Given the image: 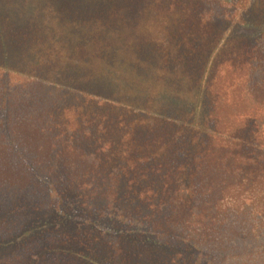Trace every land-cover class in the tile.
Segmentation results:
<instances>
[{"label":"trees","instance_id":"trees-1","mask_svg":"<svg viewBox=\"0 0 264 264\" xmlns=\"http://www.w3.org/2000/svg\"><path fill=\"white\" fill-rule=\"evenodd\" d=\"M0 264H264V0H0Z\"/></svg>","mask_w":264,"mask_h":264},{"label":"rangeland","instance_id":"rangeland-1","mask_svg":"<svg viewBox=\"0 0 264 264\" xmlns=\"http://www.w3.org/2000/svg\"><path fill=\"white\" fill-rule=\"evenodd\" d=\"M235 224L237 225V229L239 228V226H238V223H236L235 222ZM234 224V222H233V224H232V226H234V227H236V225ZM241 228L244 230V229H246V224L244 225V226H241ZM221 238H224L222 241H224L225 240V242H224V247H225V249H227V250H229V249H235V247L236 246H234V245H229V242H226V241H232L233 239V237L232 236H230L229 234H226V235H224V237H221ZM232 239V240H231ZM237 243V242H236ZM239 243H237V245H238ZM219 245H214V244H212V245H209V248L207 249L209 252H213V253H215V252H217V251H220L219 250Z\"/></svg>","mask_w":264,"mask_h":264},{"label":"water","instance_id":"water-1","mask_svg":"<svg viewBox=\"0 0 264 264\" xmlns=\"http://www.w3.org/2000/svg\"><path fill=\"white\" fill-rule=\"evenodd\" d=\"M226 1H228V2H229L230 0H226Z\"/></svg>","mask_w":264,"mask_h":264}]
</instances>
